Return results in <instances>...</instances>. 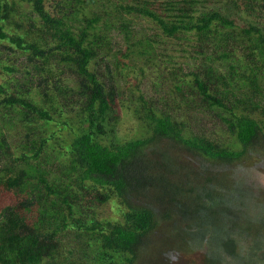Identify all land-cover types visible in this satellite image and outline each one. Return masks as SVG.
I'll return each mask as SVG.
<instances>
[{
    "label": "trees",
    "instance_id": "1",
    "mask_svg": "<svg viewBox=\"0 0 264 264\" xmlns=\"http://www.w3.org/2000/svg\"><path fill=\"white\" fill-rule=\"evenodd\" d=\"M231 1L240 6L239 0ZM245 1L246 7L264 12V0ZM44 2L36 0L34 3V12L41 16L42 24L36 26L32 19L28 32L21 36L20 33L8 34L5 24L15 23L17 28H23L24 22L12 16L13 2L0 0V38L9 39L28 53L27 60L33 68L26 70V77H30L27 81L36 83L24 86L27 92L45 83L40 80L42 77L33 79L32 76L36 78L45 68L50 69L52 63L62 64L73 72L78 83L75 93L83 99L84 116L86 113V130L72 142L76 163L73 168L79 170L81 178L88 183L82 195L77 189L54 183L48 170L30 163L40 160L46 141L42 140L39 146L37 139L29 137L34 145L31 155L25 154L19 161L11 159L8 166L0 169V203H7L0 210V264H64L59 261L58 253H62V232L69 226V218L74 217L75 202L83 199L100 204L101 200H108L111 193L129 205L125 220H99L92 227L93 238L100 240L104 249L101 256L113 251L126 257L125 261L113 260L110 264H134L140 251L151 245L153 230L162 221L170 229L169 236L168 232L163 233L167 242L173 239L175 247L182 251L204 249L205 264H264L261 188L250 175L238 174V170L225 166L244 155L264 156L263 88L255 64L246 68L249 64L243 60L229 62L225 64L228 71L223 72L203 61L199 65L202 69L188 72L192 76L191 84L187 76L184 83L177 78L180 81L176 86L178 94L187 103L192 102L193 108H217L231 114L233 119L229 124L240 139L241 150H230L207 136H188L185 123L171 113L158 115L145 96L141 98L148 104L152 135L108 142V135L114 132L120 119L118 98L122 90L111 64H106L103 73L91 68L92 62L108 51L101 46L106 35L98 31L99 19L86 16L84 20L73 19L87 0H68L66 4L59 1L53 13L45 9ZM147 2V6L128 9L153 18L168 35L194 32L199 45L210 38L217 39L213 52L218 50L227 59L233 55L228 49L229 40L242 36L234 18L211 9L195 16L194 13L203 8L198 0H167L159 10L153 11ZM242 30L251 42L246 47L250 49L246 53L249 59L258 57L264 62L262 28L253 25ZM32 32L42 35L47 48L31 38ZM241 42H246L245 38ZM0 47L12 49L11 46ZM116 62H123V58ZM10 71L17 69L12 67ZM72 89V85L55 81L59 95L65 96ZM0 102L5 109L25 108L27 119H31L32 113L52 117L49 110H40L3 83L0 84ZM178 147L179 151L194 152L201 168L182 163L173 165L169 157L181 159L172 152ZM0 149L10 150L5 137L0 140ZM21 163L29 167H22ZM75 223L79 225L81 220Z\"/></svg>",
    "mask_w": 264,
    "mask_h": 264
},
{
    "label": "rangeland",
    "instance_id": "2",
    "mask_svg": "<svg viewBox=\"0 0 264 264\" xmlns=\"http://www.w3.org/2000/svg\"><path fill=\"white\" fill-rule=\"evenodd\" d=\"M10 1L13 2L14 8L12 16L17 20L22 19L24 27L17 28L15 23L5 24L8 34L20 33L23 36L28 32L27 26L30 28L32 19L36 26L42 24L41 16L34 12L36 0ZM59 1H62V4L68 2V0H45V9L53 13ZM148 1L152 11L159 10L161 4L167 2V0ZM198 2L203 8H199L194 13L195 16L202 10H219L222 14L234 18L237 29L242 32L241 37L239 35L236 40L233 38L229 40L231 43L228 49L232 50L233 54L229 59L218 50L213 52L217 39L210 38L206 40L208 42L203 41V44L199 45L198 35L194 32L168 35L153 18L128 9L130 6H147V0H87L85 6L83 4L81 7L82 11L74 15L75 20H84L85 16L99 19L98 31L100 35H106L101 41V46L108 51L93 61L91 68L96 71L100 69L103 73L106 64H111V71L122 90L118 98L120 119L114 132L108 135V142L114 140L125 142L152 135L153 126L148 116V104L141 98L145 96L149 102H152L158 115L171 113L178 121L185 123V132L188 136H207L230 150L242 149L240 139L230 127L229 123L233 117L229 112L217 108L203 109L200 106L193 108L192 102L187 103L183 96L178 94L176 86L180 81L183 82L185 76L191 84L192 76L188 72L202 69L203 67L199 65L203 61L207 62V65L217 66L223 72H227L228 68L225 64L243 60L249 64L246 68L255 64L254 69L259 74L263 88L261 103L264 104V62L258 57L249 59L246 53L250 49L246 47L251 42L242 30L243 27L256 25L264 31V12L246 7L245 0H239L238 7L231 0H198ZM76 24L79 25L80 22ZM31 38L38 41L43 48H47V42L40 33L32 32ZM242 38H245L246 42H241ZM1 45L8 48L11 46L12 49L0 47V84H6L10 91L20 98L26 97L40 110H49L52 117L45 118L39 113H32L31 119H27L25 108L5 109L0 102V140L5 137L10 144V150L0 149V169L8 166L11 159L19 161L25 154L30 156L34 145L29 137L33 136L37 139V145L41 146L42 140H45L46 144L40 160H31L30 163L39 164L41 168L48 170L50 179L54 183L77 189L78 194L82 195L83 187L88 181H84L81 172L73 168L76 163H74L75 151L72 142L76 136L86 130L84 126L86 113L84 116L83 99L75 93L78 90V83L73 72L62 64L52 63L50 69L45 68L36 78L32 76L33 79L42 77L43 79L40 80L45 83L27 92L24 86L30 87L36 83V81H27L30 77H26V70L33 68L27 60L28 53L17 48L7 38H0ZM52 45L51 43L50 47ZM118 58H123V62H116ZM51 59L56 62L55 58ZM12 67H16L17 71H10ZM249 72L248 70L247 73ZM56 80L73 86L66 97L55 91ZM172 152L181 156L179 160L169 157L173 165L178 166L182 163L187 167L201 168L200 160H197L194 152L187 149L179 151V147L174 148ZM21 166L29 167L27 163H21ZM225 166L238 170V174L250 175L255 184L261 188L259 194L264 197L263 155H244ZM200 170L203 172V169ZM101 191L104 192L103 189ZM75 203L74 217L69 218L70 224L62 232V253H58L59 261H63L64 264H110L113 260L125 261L124 254L113 251L100 255L104 249L101 241L93 238L92 227L99 220L123 222L129 210L127 202L115 193H111L110 198L101 200L100 204L83 199ZM6 204L5 201L1 202L0 210ZM77 219L81 220L79 225L75 223ZM167 228L165 221L155 227L151 235V245L140 251V256L134 264H205L204 249L195 252L178 249L173 239L167 242V236L170 234L168 232L170 229ZM163 233L165 235L167 233V236Z\"/></svg>",
    "mask_w": 264,
    "mask_h": 264
}]
</instances>
